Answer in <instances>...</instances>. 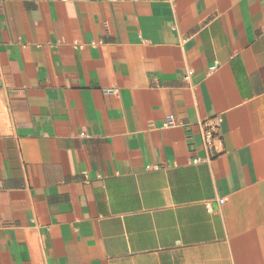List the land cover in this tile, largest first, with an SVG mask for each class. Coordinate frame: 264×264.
<instances>
[{
  "label": "crops",
  "instance_id": "1",
  "mask_svg": "<svg viewBox=\"0 0 264 264\" xmlns=\"http://www.w3.org/2000/svg\"><path fill=\"white\" fill-rule=\"evenodd\" d=\"M0 264H264V0H0Z\"/></svg>",
  "mask_w": 264,
  "mask_h": 264
},
{
  "label": "built area",
  "instance_id": "2",
  "mask_svg": "<svg viewBox=\"0 0 264 264\" xmlns=\"http://www.w3.org/2000/svg\"><path fill=\"white\" fill-rule=\"evenodd\" d=\"M107 92L109 93H116V89H108ZM171 125V117H168ZM219 124V118L211 119V121L208 124L203 123L202 124V130H201V139L202 144L209 155H215L218 153V145L220 143L219 137L217 135V129ZM221 202V201H220Z\"/></svg>",
  "mask_w": 264,
  "mask_h": 264
}]
</instances>
